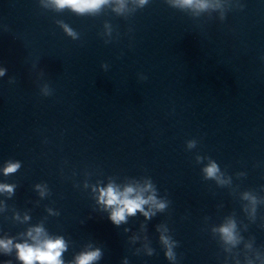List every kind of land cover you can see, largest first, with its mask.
<instances>
[{
	"label": "clouds",
	"instance_id": "obj_1",
	"mask_svg": "<svg viewBox=\"0 0 264 264\" xmlns=\"http://www.w3.org/2000/svg\"><path fill=\"white\" fill-rule=\"evenodd\" d=\"M167 4L175 9L190 12L195 16L203 13L214 11L221 12V20L225 18V11L231 0H166ZM40 3L45 8H51L56 12H63L65 9L70 10L78 16H96L105 6H113L112 11L118 16H123L128 11L129 3H132L136 8L131 9L135 12L137 8L142 9L145 7L149 0H40ZM243 8V5L240 6ZM56 23L63 29V32L71 37L73 40L79 38V34L70 27L67 23L58 20ZM108 34L111 35V26L106 24ZM110 40H105L109 43ZM102 69L107 70L108 65L102 64ZM6 69L0 68V76L5 74ZM10 83L13 79L10 78ZM45 95H51V90H46ZM196 140H188L186 147L191 150L196 147ZM207 159V164L201 169L203 178L205 180L215 181L219 187H224L231 184V177L225 178V172L221 171L218 163L210 157H202L197 155L195 157L196 163L201 164ZM21 168L20 161L8 160L0 171L4 176L15 174ZM245 173H237V176H244ZM143 183L139 180L125 184L123 187L116 184L111 178L109 182L101 186L99 183L92 187L95 194V199L98 205L108 213V219L111 223L119 227L121 224L126 223L129 217H135L140 213L145 220H151L157 213L165 212L171 203L166 197H161L158 193L157 187L152 181L151 177H143ZM88 185L85 184V187ZM35 189L39 192L41 198L51 195V192L46 183L35 184ZM16 185L9 183H0V193H7L11 196L14 193ZM242 199L249 202L251 207L244 206L243 210L249 214L254 220L257 212V205L264 203V199H258L256 195L251 192L245 191L242 194ZM147 206V210L146 207ZM50 214L59 215V212ZM19 219V216L16 217ZM29 217L24 216L27 221ZM143 227V225H142ZM163 228V231L161 229ZM157 232H160L159 242L162 245L165 258L171 264H177V253L175 249L179 246V242L174 240L172 235H166L169 229L164 225H157ZM247 226H245V231ZM129 229H125V232ZM211 233L219 237V242L223 246L225 253H228L234 264H242L240 260L239 245L243 243V264H256L257 260H261L264 264L262 254L259 250L256 251L255 258L247 255L248 251L253 250L254 240H245L244 236L240 234L237 227V221L234 217H228L225 221L218 226L211 228ZM27 238L21 242H14L13 238L5 237L0 239V252L4 255H10L13 250L15 251L16 260L19 264H66L64 253L68 251V243L63 236L50 235L42 225L31 227L25 234ZM155 250L152 247H147V256H152ZM139 254L138 252L136 253ZM102 250L100 248H93L89 245L86 250L79 252L75 255L74 259L68 261L67 264H95L102 258ZM5 264H10L6 261ZM124 264H128L127 258ZM225 264H228V258L225 259Z\"/></svg>",
	"mask_w": 264,
	"mask_h": 264
},
{
	"label": "water",
	"instance_id": "obj_2",
	"mask_svg": "<svg viewBox=\"0 0 264 264\" xmlns=\"http://www.w3.org/2000/svg\"><path fill=\"white\" fill-rule=\"evenodd\" d=\"M17 216L19 219L16 218ZM29 228H31L30 225L13 204L3 193H0V239L8 237L13 238L14 242H21L27 238L22 234H25ZM6 261H9L10 264H19L14 250L10 255H4L0 252V264H5Z\"/></svg>",
	"mask_w": 264,
	"mask_h": 264
}]
</instances>
